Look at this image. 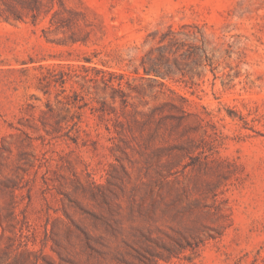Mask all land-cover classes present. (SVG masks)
Instances as JSON below:
<instances>
[{"label": "rangeland", "instance_id": "rangeland-1", "mask_svg": "<svg viewBox=\"0 0 264 264\" xmlns=\"http://www.w3.org/2000/svg\"><path fill=\"white\" fill-rule=\"evenodd\" d=\"M62 1L0 19V264H264V0Z\"/></svg>", "mask_w": 264, "mask_h": 264}, {"label": "trees", "instance_id": "trees-1", "mask_svg": "<svg viewBox=\"0 0 264 264\" xmlns=\"http://www.w3.org/2000/svg\"><path fill=\"white\" fill-rule=\"evenodd\" d=\"M54 3L55 0H0V19L3 21L14 22L30 18L33 23H36L43 13L48 14L52 10ZM63 4V1L60 0V5ZM59 13L60 12L58 11H55L53 13L52 18L50 19L51 26H56L57 28L60 26V21H57V19H55L57 18V15H60ZM51 26L49 28H51ZM192 27L194 29H198V31L193 30L192 33L187 35L188 38L192 40L190 47H193V58H198L201 63L203 62V60H212L213 57H211L207 51L208 45L211 44L207 33L198 25H194ZM44 30L46 31V29ZM167 36H169L168 39L171 45H177V49L172 51L176 56L178 53H180V46L185 45V41L187 39L181 40L180 38H178L177 32L173 29L170 30ZM167 36L163 37L160 42L164 43ZM165 49H167L166 44L163 46H159V50L162 52V55H160L162 58H165ZM180 55H182V53H180ZM148 58L150 59L151 57ZM143 68L144 71L148 74H150L151 72H156V76H161V73H159L158 70L154 69V67H146L145 65H143ZM186 100L190 101L189 99Z\"/></svg>", "mask_w": 264, "mask_h": 264}]
</instances>
